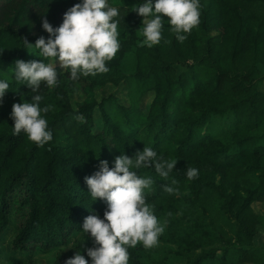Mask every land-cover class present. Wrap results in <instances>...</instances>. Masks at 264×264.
Segmentation results:
<instances>
[{
  "label": "trees",
  "instance_id": "1",
  "mask_svg": "<svg viewBox=\"0 0 264 264\" xmlns=\"http://www.w3.org/2000/svg\"><path fill=\"white\" fill-rule=\"evenodd\" d=\"M144 2L107 0L120 13V49L106 62L107 73L72 80L71 70L61 69L57 86L41 83L39 106H53L41 113L52 132L41 147L24 132L13 134L12 105L31 103L36 93L10 69L18 59L54 60L34 45L24 48V38L47 40L42 18L59 27L83 0H0V80L9 83L0 100V236L11 234L9 248L25 255L62 248L47 264H65L76 251L91 264L87 250L68 244L74 232L94 239L83 231L84 219H103L107 209L105 200L93 201L84 177L99 170L100 160L112 168L116 156L132 157L148 146L178 160L167 179L154 167L136 170L154 180L145 195L158 221L166 222L159 238L175 244L186 264H264V241L254 242L264 213L252 207L264 201V91L257 87L264 79V0H199L200 23L183 43L161 14L162 38L151 48L139 46L143 17L132 10ZM132 47L134 68L122 71L120 61ZM121 81L127 103L110 92L94 95ZM189 167L199 170L191 181ZM246 175L254 184L241 182ZM164 185L178 191L168 193ZM214 215L231 222L230 236L206 226L204 218ZM128 252V264H143L142 243Z\"/></svg>",
  "mask_w": 264,
  "mask_h": 264
},
{
  "label": "clouds",
  "instance_id": "2",
  "mask_svg": "<svg viewBox=\"0 0 264 264\" xmlns=\"http://www.w3.org/2000/svg\"><path fill=\"white\" fill-rule=\"evenodd\" d=\"M199 0H145L134 7L143 17L142 35L139 46L151 48L160 43L164 27L163 16L168 17L171 30L176 39L183 43L185 34L198 27L200 23ZM120 16L117 7L109 6L107 0H83L70 7L63 22L54 28L46 18H42V27L49 33L47 40L40 36L32 44L24 38V48L33 45L45 58H54V63L45 64L42 60H16L15 68L10 70L15 79L26 84L32 93V102L14 103L11 118L14 120L13 134H27L28 139L38 146H44L52 140L48 121L41 113H47L53 106L43 109L39 106L41 83L49 88L58 85V72L55 59L58 57L60 69H70V79L78 80L81 75L95 76L107 73L110 69L106 62L114 58L120 49L118 24ZM123 19V18H122ZM9 89L6 80H0V100ZM178 160L164 159L151 147L144 146L134 156L121 154L115 157L114 167L107 160H100L99 170L91 176H85L93 201L107 202L104 218L93 214L85 217L83 231L94 238L97 246L87 248L91 264H128L129 247L137 244L152 248L158 244V238L165 231L166 222L158 221L152 207L146 203L145 189L154 183L151 177H142L136 170L154 167L156 173L165 179L175 168ZM189 181L199 175V170L189 167L186 172ZM177 181L173 180L172 184ZM164 191L175 193L178 189L164 185ZM83 244V241L81 242ZM65 264H89L80 251L68 258Z\"/></svg>",
  "mask_w": 264,
  "mask_h": 264
},
{
  "label": "rangeland",
  "instance_id": "3",
  "mask_svg": "<svg viewBox=\"0 0 264 264\" xmlns=\"http://www.w3.org/2000/svg\"><path fill=\"white\" fill-rule=\"evenodd\" d=\"M143 25L140 24L137 27V30L142 33ZM50 63H54V60H51ZM57 66V72L61 69L59 68V60L55 59ZM135 58L133 47L130 48L122 57L120 61L119 68L122 71H131L134 68ZM180 65H176V69H179ZM2 70V69H0ZM257 87L264 91V79L260 80L257 84ZM113 93L117 101L120 103H127V95L125 84L121 81L117 85L105 84L101 88H98L94 91V95L98 98L100 95H106L107 93ZM148 95L144 96L141 101V108L145 109L148 102ZM241 182L250 186L254 184V179L249 175H246L241 178ZM252 207L257 212L264 213V201L252 203ZM205 222L209 220V224L206 226L210 229L211 232H221L225 237H228L232 234L231 231V222H229L222 215H215L204 218ZM211 221V222H210ZM211 224L213 225L211 228ZM213 229V230H212ZM10 235L6 237L3 235V238L0 236V264H47L49 263L54 255L56 250H62V248H54L49 250L37 249L34 252V255H25L17 252H12L9 248L8 243ZM83 241V244L81 242ZM264 241V229L259 228L257 234L254 236V242L261 243ZM69 245H76L81 249L87 250V248L97 246L94 244V239L83 238L79 233L74 232L68 242ZM176 245L165 241L162 238H158V244L152 248H144V254L141 257L143 264H186V256H180L175 254ZM195 252L197 250H194ZM193 251V253H195Z\"/></svg>",
  "mask_w": 264,
  "mask_h": 264
}]
</instances>
